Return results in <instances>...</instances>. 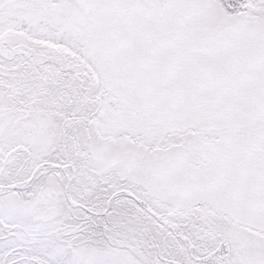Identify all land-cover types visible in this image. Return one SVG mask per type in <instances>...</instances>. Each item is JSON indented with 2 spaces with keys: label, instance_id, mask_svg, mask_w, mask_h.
Wrapping results in <instances>:
<instances>
[{
  "label": "snow or ice",
  "instance_id": "obj_1",
  "mask_svg": "<svg viewBox=\"0 0 264 264\" xmlns=\"http://www.w3.org/2000/svg\"><path fill=\"white\" fill-rule=\"evenodd\" d=\"M0 264H264V0H0Z\"/></svg>",
  "mask_w": 264,
  "mask_h": 264
}]
</instances>
